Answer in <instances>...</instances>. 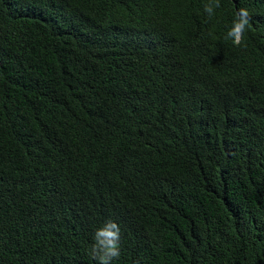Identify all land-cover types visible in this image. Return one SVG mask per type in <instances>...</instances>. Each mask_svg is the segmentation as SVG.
<instances>
[{
	"label": "trees",
	"instance_id": "1",
	"mask_svg": "<svg viewBox=\"0 0 264 264\" xmlns=\"http://www.w3.org/2000/svg\"><path fill=\"white\" fill-rule=\"evenodd\" d=\"M206 3L0 0V264H264V0Z\"/></svg>",
	"mask_w": 264,
	"mask_h": 264
},
{
	"label": "clouds",
	"instance_id": "2",
	"mask_svg": "<svg viewBox=\"0 0 264 264\" xmlns=\"http://www.w3.org/2000/svg\"><path fill=\"white\" fill-rule=\"evenodd\" d=\"M220 7V0H208V3L204 5V12L209 18H212ZM249 24V10L245 7L239 8L235 13L232 26L226 33L225 40H230L234 45L240 46L244 41ZM221 155L223 154L219 153L215 156ZM93 239L91 256L98 261V264H111L114 259L121 255V227L116 221L108 220L105 222L102 227L95 231Z\"/></svg>",
	"mask_w": 264,
	"mask_h": 264
}]
</instances>
